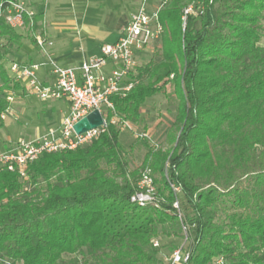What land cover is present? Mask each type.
<instances>
[{"label":"trees","instance_id":"trees-1","mask_svg":"<svg viewBox=\"0 0 264 264\" xmlns=\"http://www.w3.org/2000/svg\"><path fill=\"white\" fill-rule=\"evenodd\" d=\"M263 13L264 0H164L159 59L135 69L124 96L110 97L105 131L74 150L42 154L26 178L0 173V259L78 264L85 252L98 264H161L152 241L182 235L173 208L180 197L188 264H264ZM22 39L35 43L0 20V42ZM5 57L0 48V129L6 98L23 89ZM169 83L178 99L173 147L145 144L141 167L159 173L162 186L155 204L141 208L130 202L140 169L128 170L111 119L137 123L145 101Z\"/></svg>","mask_w":264,"mask_h":264},{"label":"built area","instance_id":"built-area-1","mask_svg":"<svg viewBox=\"0 0 264 264\" xmlns=\"http://www.w3.org/2000/svg\"><path fill=\"white\" fill-rule=\"evenodd\" d=\"M157 12L158 9L149 12L147 0H141L115 42L102 44L99 47V55L89 58L77 68H62L51 58L52 42L47 37L45 22L38 19L39 13L29 1L0 0V20L15 32L32 37L34 46L45 58V63L38 64L10 62L9 77L40 101H65L69 105L67 115L62 118L56 129L48 130L38 139L13 143L1 151L0 173H17L20 178H26L27 166L42 154L74 150L96 139L105 131V118L113 110L110 97L115 94L124 96L133 87L131 75L138 67V55L149 50L153 43L160 40L162 27L157 21ZM187 12H192L191 7L185 11ZM108 64L110 69L106 74L104 68ZM46 65L54 77L48 84H44L37 77L40 67ZM6 99L12 101L10 95ZM102 107H105V113L101 111ZM94 110L100 113L104 123L77 135L73 125ZM111 123L114 124L113 118ZM137 187V191L130 198L131 203L141 208L155 204L157 192L148 169L142 172ZM171 187L176 195L179 194L178 188L172 184ZM173 208L181 223L183 242L167 255L161 254L160 261L161 264H188V227L182 222V207L178 199L173 202ZM152 246L156 250L161 247L157 240L152 241ZM0 261L3 264H12L8 260ZM212 264H224L223 257L214 258Z\"/></svg>","mask_w":264,"mask_h":264},{"label":"rangeland","instance_id":"rangeland-1","mask_svg":"<svg viewBox=\"0 0 264 264\" xmlns=\"http://www.w3.org/2000/svg\"><path fill=\"white\" fill-rule=\"evenodd\" d=\"M153 0H149L147 7L151 5ZM164 0H155L153 7H160ZM193 9V7H191ZM200 10V9H199ZM261 25L264 29V13ZM46 27V24H45ZM264 35V32H263ZM25 36V35H24ZM28 41V40H26ZM161 38L158 42L153 43L151 48L144 53L138 55V67L145 66L151 60H158L161 50ZM261 45L264 44V38L261 40ZM53 46V44H52ZM0 48L8 55L13 54V48L10 43L0 42ZM11 54L5 59L13 60ZM110 66V64H108ZM8 72V66L6 67ZM135 70L132 72L133 78ZM137 83V81L134 79ZM23 96H18L15 93L10 94L12 101L9 102V108L4 114L3 127L0 129V152L6 150L11 144L21 140L31 141L36 134H40L35 139H38L50 129H56L60 121L67 115V104L63 102H43L32 96L23 101V97L29 95L28 92L22 89ZM178 99L176 98L172 83L166 85L161 94H156L147 99L141 107V116L137 123H119L116 118L113 122L119 129V142L124 152V158L128 164V170L132 171L140 169L139 176L145 169L150 171V176L157 181L154 187L161 188L160 174L155 173L149 166L141 167L143 157L146 153L145 144L154 150L166 151L173 147L168 142V130L175 122L177 115ZM101 111L106 112L105 107ZM110 175H113V168L102 165ZM167 167V164H166ZM165 176L167 173L165 171ZM180 201V197L178 198ZM182 202V201H181ZM181 204V203H180ZM182 208H186V204H182ZM161 246L157 250L158 257L167 255L183 242V236L178 238L159 237L157 240ZM188 245V242H187ZM74 256L63 255L64 260L73 258ZM78 264H98L94 257L87 253L79 254L76 257ZM212 264V263H211Z\"/></svg>","mask_w":264,"mask_h":264},{"label":"crops","instance_id":"crops-1","mask_svg":"<svg viewBox=\"0 0 264 264\" xmlns=\"http://www.w3.org/2000/svg\"><path fill=\"white\" fill-rule=\"evenodd\" d=\"M28 1L39 13V18L44 20L47 37L53 44L51 58L62 68H77L89 58L99 55L102 44L115 42L121 29L141 3V0ZM154 3L155 0L147 7L149 12L159 8L153 7ZM10 44L13 48V54L10 52L13 60L5 59V68L10 62L45 63L41 52L30 41L22 39ZM109 69L110 66H106L104 73L107 74ZM37 77L44 84L51 83L54 79L47 65L40 67ZM23 93L22 90L15 92L18 96H23ZM28 97L31 95L24 96L23 101ZM63 103L69 109L68 103ZM39 135L36 134L32 140Z\"/></svg>","mask_w":264,"mask_h":264},{"label":"water","instance_id":"water-1","mask_svg":"<svg viewBox=\"0 0 264 264\" xmlns=\"http://www.w3.org/2000/svg\"><path fill=\"white\" fill-rule=\"evenodd\" d=\"M103 119L97 110H94L86 117L79 120L73 125V130L77 135H81L87 131L100 127L103 124Z\"/></svg>","mask_w":264,"mask_h":264}]
</instances>
